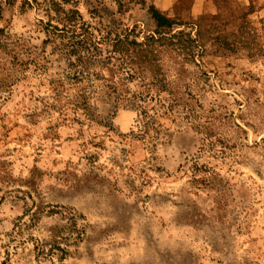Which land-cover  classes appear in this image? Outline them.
Masks as SVG:
<instances>
[{
  "label": "rangeland",
  "instance_id": "1",
  "mask_svg": "<svg viewBox=\"0 0 264 264\" xmlns=\"http://www.w3.org/2000/svg\"><path fill=\"white\" fill-rule=\"evenodd\" d=\"M0 264H264V0H0Z\"/></svg>",
  "mask_w": 264,
  "mask_h": 264
},
{
  "label": "trees",
  "instance_id": "2",
  "mask_svg": "<svg viewBox=\"0 0 264 264\" xmlns=\"http://www.w3.org/2000/svg\"><path fill=\"white\" fill-rule=\"evenodd\" d=\"M150 14L152 16V20L156 25V30L153 35H150L146 38L145 42L143 43H136L134 44L140 48V53H146L144 58L148 62L149 54H154L156 49L158 52L162 53L163 49H172L173 52L177 54L178 57H183L185 59L184 63L194 62L197 56H200V50H203V45L201 44L200 40H195L191 37L190 34L186 33L185 31H178L175 32V28H179L181 24H177L176 22L166 18L164 15L160 14L157 10L152 8L150 10ZM176 26V27H175ZM198 36H200L198 34ZM200 39V38H199ZM91 39L86 38V43H91ZM117 44H125V38L115 39ZM143 48V49H142ZM159 49H161L159 51ZM157 57V56H156ZM130 72L132 73L133 70L131 68ZM40 212H35L33 214V222L37 220L38 215ZM50 216L61 215V220L66 222L63 227L55 226L50 228L51 234V243L46 244L45 246H50V250L48 253H45V250H40V245L36 246L37 255L40 256H52L56 254L55 252H61L64 255H67V251L61 249L59 244L65 243L66 245H70V243L77 244L83 238V228L79 227L78 220L79 217L75 214H71L68 212L67 209L62 208L61 210H52L48 212ZM60 241V242H59ZM43 246V245H42Z\"/></svg>",
  "mask_w": 264,
  "mask_h": 264
},
{
  "label": "bare ground",
  "instance_id": "3",
  "mask_svg": "<svg viewBox=\"0 0 264 264\" xmlns=\"http://www.w3.org/2000/svg\"><path fill=\"white\" fill-rule=\"evenodd\" d=\"M122 120H123V123H124L125 126L128 125V123L130 122V119L128 118L127 115H125V116L122 118Z\"/></svg>",
  "mask_w": 264,
  "mask_h": 264
}]
</instances>
